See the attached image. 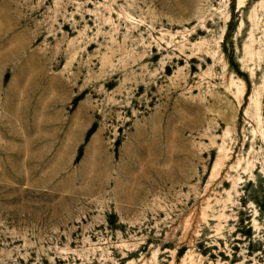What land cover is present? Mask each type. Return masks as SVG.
Segmentation results:
<instances>
[{"label": "rangeland", "instance_id": "374dc122", "mask_svg": "<svg viewBox=\"0 0 264 264\" xmlns=\"http://www.w3.org/2000/svg\"><path fill=\"white\" fill-rule=\"evenodd\" d=\"M0 264H264V0H0Z\"/></svg>", "mask_w": 264, "mask_h": 264}, {"label": "crops", "instance_id": "0c3cea01", "mask_svg": "<svg viewBox=\"0 0 264 264\" xmlns=\"http://www.w3.org/2000/svg\"><path fill=\"white\" fill-rule=\"evenodd\" d=\"M93 133V132H92ZM92 133H90L89 135H88V137L92 134ZM87 140V139H86Z\"/></svg>", "mask_w": 264, "mask_h": 264}, {"label": "trees", "instance_id": "16d2710c", "mask_svg": "<svg viewBox=\"0 0 264 264\" xmlns=\"http://www.w3.org/2000/svg\"><path fill=\"white\" fill-rule=\"evenodd\" d=\"M89 133H90V132L88 131L87 136L89 135Z\"/></svg>", "mask_w": 264, "mask_h": 264}]
</instances>
